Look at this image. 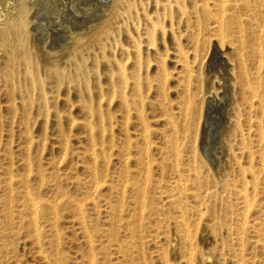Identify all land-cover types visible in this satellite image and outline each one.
<instances>
[{
  "label": "bare ground",
  "instance_id": "6f19581e",
  "mask_svg": "<svg viewBox=\"0 0 264 264\" xmlns=\"http://www.w3.org/2000/svg\"><path fill=\"white\" fill-rule=\"evenodd\" d=\"M74 125L89 135L95 208L120 190L195 211L194 229L180 216L186 264L209 259L194 243L208 237L205 201L254 208L251 222L213 224L241 233L242 253L244 231L264 232V0H0V138L23 137L27 168L0 183L24 187L35 233L56 204L29 186L32 154L39 136L67 139Z\"/></svg>",
  "mask_w": 264,
  "mask_h": 264
},
{
  "label": "rangeland",
  "instance_id": "374dc122",
  "mask_svg": "<svg viewBox=\"0 0 264 264\" xmlns=\"http://www.w3.org/2000/svg\"><path fill=\"white\" fill-rule=\"evenodd\" d=\"M39 137L44 140L39 145L41 151L35 150L32 154L34 170L29 186L38 197L50 203L54 201L56 217L44 206L39 216L40 231L35 233L31 225L32 216L21 207L25 200L22 193L24 187L13 184L11 195L6 184L0 183V264H90V258L93 264H182L187 259L188 252L179 231L183 225L180 216L184 214L194 229L195 211L181 213L178 203L169 204L156 199L155 204H149L141 197L143 204L120 190L106 196L108 202L102 201L99 196L95 208L87 186L89 174L86 167L90 159L86 152L89 147L86 127L74 125L67 139L52 133ZM25 145L23 137L17 133L0 138V180L7 177L4 173L8 170L16 177L26 174ZM116 159L114 156V162ZM152 175L157 177L158 172ZM80 199L83 205L82 211L78 212L80 209L75 202H80ZM153 206L156 207L154 210ZM201 211V224L207 226L208 237L194 240V243L200 252L209 256L201 264H264L263 231L256 228L244 231L241 253L237 245L241 233L234 230L226 234V231L213 229L215 222L220 220L224 223L230 216H233L230 221L237 227L244 215L240 206L234 207L231 214L225 202L209 199L202 205ZM136 216H141L138 221ZM244 216L251 222L257 215L253 208ZM256 221L264 224V215ZM251 224L247 223V226ZM169 246H175V251H170ZM91 256H94L93 259ZM241 256L243 260L240 261Z\"/></svg>",
  "mask_w": 264,
  "mask_h": 264
}]
</instances>
